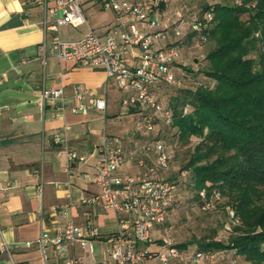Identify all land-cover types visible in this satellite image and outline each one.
Listing matches in <instances>:
<instances>
[{
  "label": "built area",
  "instance_id": "obj_1",
  "mask_svg": "<svg viewBox=\"0 0 264 264\" xmlns=\"http://www.w3.org/2000/svg\"><path fill=\"white\" fill-rule=\"evenodd\" d=\"M102 10L115 14L114 25L104 35L88 29L82 38L61 40L60 27L80 28L86 25L81 0H41L46 14L53 21L44 22V29L53 33L49 44L44 40L39 46L42 56L46 51L60 62H68L84 68L101 69L106 81H111L121 95L120 106L132 114L146 135L155 132L159 124L169 129L172 125V111L161 99L164 90L182 87L187 76L181 65L182 48L187 36L204 41L203 34L212 28V14L196 12L181 5L169 9L162 0H96ZM48 3L50 4L48 7ZM236 6L242 0H233ZM88 97L86 107L83 100ZM73 99L77 103L70 111L85 114L88 108L104 112V97H96L92 90L81 85L73 89ZM41 101L51 102L58 113L65 110L62 88L43 90ZM189 107L183 108V114ZM68 128H64L67 131ZM52 142L58 147L56 155L63 157L66 171L75 163H84L85 156L69 149L65 138L55 134ZM139 172L136 175L121 173L125 153L119 137L103 135L98 147V160L92 175L84 174L83 179L98 187L99 193L82 196V206L101 203L104 209L113 212L116 232L110 238V247L101 252L99 264H141L146 260H157L160 264H174L175 260H186L189 264H213L220 256L217 252L195 250L183 254L171 244L152 255L145 247L154 240V229L162 225L169 209L177 199V182L184 180L186 174L180 173L175 182L160 178L169 169L170 155L163 138L157 135L146 141L133 154ZM202 210L211 211L220 201L218 191L213 190L207 198L202 192ZM228 222L223 224L224 234L231 232L238 220L228 208ZM66 218V214L62 213ZM97 227L87 223L75 225L66 220L62 227L56 228L54 236L42 231L36 244L45 260V250L51 248L57 256L69 248L78 247L87 254L93 264L96 253L95 241L99 238ZM30 246L29 243L26 244ZM0 253L10 257L6 243L0 241ZM65 264H84L82 258L70 257Z\"/></svg>",
  "mask_w": 264,
  "mask_h": 264
},
{
  "label": "crops",
  "instance_id": "obj_2",
  "mask_svg": "<svg viewBox=\"0 0 264 264\" xmlns=\"http://www.w3.org/2000/svg\"><path fill=\"white\" fill-rule=\"evenodd\" d=\"M81 6L87 31L93 29L104 35L114 25L115 14L102 10L96 0H81ZM100 15L105 16L104 21L97 20ZM92 18L97 20L94 27L88 24ZM45 21L50 25L53 18L46 14L41 0H0V241L6 243L10 253V257L0 253V264H65L70 257L91 264L78 247L57 256L47 248L43 259L36 244L40 233L45 230L54 236L66 220L98 228L93 264H99L101 252L110 247L109 240L116 232V220L101 203L80 205L82 196L99 193L98 187L84 180L83 175L94 173L103 135L121 139L125 153L121 173L136 175L139 168L133 154L149 135L138 127L132 114L121 108V95L111 81H106L101 69L60 62L49 51L40 54V44L44 40L49 44L53 37L44 29ZM77 85L92 90L96 97H104L105 111L88 108L85 114H73L70 109L77 105L73 99ZM58 88L64 91L62 113L51 102L41 101L43 90ZM83 104L89 105L88 97ZM129 118L132 123L122 124ZM55 134L65 138L69 149L85 156V162L72 164L66 171V162L56 155L58 147L52 142ZM165 222L154 229V237ZM166 244L165 240L158 245L154 241L141 247L148 253H158Z\"/></svg>",
  "mask_w": 264,
  "mask_h": 264
},
{
  "label": "trees",
  "instance_id": "obj_3",
  "mask_svg": "<svg viewBox=\"0 0 264 264\" xmlns=\"http://www.w3.org/2000/svg\"><path fill=\"white\" fill-rule=\"evenodd\" d=\"M196 12L212 14V28L203 34V42L190 35L184 46H212L199 70L184 68L187 76L182 87L169 96L172 125L168 130L183 142L199 139L184 168L189 181L183 186L201 209L200 194L208 198L218 191L238 225L224 240L171 247L186 252L196 244L198 251L217 252L223 258L229 251L245 264H264V0H242L240 6L230 0ZM185 107H189L187 114H183ZM185 181H176L177 190Z\"/></svg>",
  "mask_w": 264,
  "mask_h": 264
},
{
  "label": "rangeland",
  "instance_id": "obj_4",
  "mask_svg": "<svg viewBox=\"0 0 264 264\" xmlns=\"http://www.w3.org/2000/svg\"><path fill=\"white\" fill-rule=\"evenodd\" d=\"M162 1H164L165 5L170 9H176L181 5H186L192 10L201 11L206 6H211L220 2H226L230 0ZM99 18H101V21H104L105 16L100 15L97 20H99ZM97 20H94L92 18L88 22V24L94 27ZM86 31V25L78 29L64 26L59 29V38L61 40H76L82 38ZM211 46L212 43H208L201 48H191L189 46H184L181 52V59L179 60L180 64L184 65L185 67H191L193 70H199L204 63V56L209 51ZM197 62L198 66H196ZM199 76L201 77V74ZM188 87L190 88L191 85H189ZM176 93L177 91H175L174 89L164 90L162 92L161 99L165 104H168L169 96ZM130 123H132L131 118H129L127 121L124 120L122 122V124L127 125H129ZM173 133V130H168L164 126L158 124L155 127V132L149 135V140L158 134L165 137L164 141L166 149L169 152L171 158L168 171L162 173L160 175V178L171 181L176 179L182 172L186 174V181L178 188V198L176 203L172 206L165 224L159 228L158 233L154 237L155 245H158V242H163V240L171 245L181 244L188 241L197 242L199 240L211 238L215 240H224L227 235L223 232V224L225 222H228V205L226 198L221 197L220 201L214 204V208L211 211L205 212L200 208V205L194 198V194L183 186L189 181V172L185 171L184 168L188 160L194 155L195 147L199 143V139L191 137L188 142H183L177 139L173 135ZM195 248H197V245L193 244L192 246L188 247V250L192 251ZM151 264L160 263L155 260L152 261ZM176 264L189 263H187L186 260L183 259L182 261H177ZM213 264H245V262L241 257H238L232 252L227 251L224 258L222 256H219L217 258V261Z\"/></svg>",
  "mask_w": 264,
  "mask_h": 264
}]
</instances>
